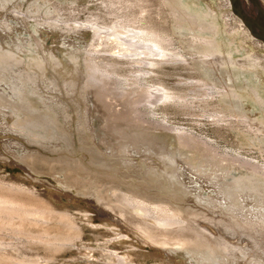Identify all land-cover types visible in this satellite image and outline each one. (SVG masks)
<instances>
[{
    "label": "bare ground",
    "instance_id": "1",
    "mask_svg": "<svg viewBox=\"0 0 264 264\" xmlns=\"http://www.w3.org/2000/svg\"><path fill=\"white\" fill-rule=\"evenodd\" d=\"M260 1L264 7V0H260ZM103 3H107L108 4L107 6L111 5L114 8L111 11L112 18L114 16V20L111 21L112 20L111 17H110V20L106 19L110 21L111 23L108 21L106 22L104 20L105 17L103 19L99 15L90 13L86 19V25H88L87 26L88 28H84L81 31L74 30L72 27H71L72 29L70 28H67L64 30L60 29L61 30L60 34L64 36L66 35L67 37L68 36L70 37L72 35L73 36L80 35V34L83 35L84 33L88 34L86 36L87 38H89V36L90 37L92 36V41H91V44L89 46L90 48L88 51L84 50L86 46L82 48L79 43H76V41L74 42V41L69 40V44L72 45L71 47L73 48V45H74V47H76V50L74 49L75 52L71 48H69L68 50H70V52L71 51L74 52L75 55L74 54L73 55L78 57V62H75V60L73 59L72 61L70 57L69 59L70 61L67 60L69 63L66 64V63H63V61H61L62 64H64L62 65L56 58V56L58 55V52H54L56 47L53 45L52 47H48L51 50L50 51L48 48H46L47 45L44 47L43 44L39 43L38 41L35 46L37 47V50H36L37 53L42 52L45 48L47 49V52H45L44 54L42 53V57H41L42 61H39L38 57H37L38 61L36 59H33V57H31L33 60H35V61L31 60L32 63H29L31 61L29 62L24 61L25 63L24 62L21 63L19 61L20 60L19 58H21L20 56H22L20 55L21 50H18V48L15 49L16 54H14L10 51H6L7 50L6 48L5 51L8 53H4L3 51H0V82H3L4 84H6V82H4L5 79H9V81L11 80L14 83V84L13 83H10V84H13L16 87H19L18 90L12 89L13 86L11 87V89L12 91L13 90L16 91V93L17 91H19V94L18 93L16 94L18 95L19 103L22 102L20 104H24V108L28 109V111L32 110L33 108L35 110V107H36L35 105L33 106L32 105L33 103L29 100L30 96L34 93V92L29 93V90L31 89L30 86L32 87L33 85V87L35 88L34 89L32 88V89L34 91L36 89L35 93L37 95L38 94L41 95L42 92H41L40 86L43 87L44 90H46V85L48 87V84H49L50 85L49 89L52 91L54 97L57 98V102L58 101L61 102V100L65 98L68 106L72 108L68 110L67 108L69 107L65 108L64 105H62L60 109H57L56 106H54L55 100H56L54 99V97L53 98L49 97L50 94L48 95V98L41 97L43 100L44 99L49 100V102H47V100L45 101L46 103H48L47 105L48 108L49 107L53 108L51 109L52 111L47 110L49 113L45 110L47 112L46 114H48L47 119L49 120V117H50V120H53L55 122L57 120L56 123H58V121L60 122L61 119L67 118V120L71 122L73 116L71 117L69 113L73 111L76 113V116L79 115L78 117L80 118L79 120L81 122L79 127L80 128L83 127L82 128L83 131L81 129L80 130L85 134L89 130L95 135L96 129L94 128L92 124V120L93 118L96 117V113L99 112L100 113L99 119H101L104 122L103 129L108 130L113 125L114 130L121 132L122 137L120 138L122 142L124 141L127 142L129 140L132 142L131 139H133L134 144L136 143L137 146L136 145H135L136 147L134 146L135 149L130 146H129L130 148L128 147L129 149H132L135 151L133 156L138 155L141 158L144 157V159H146L144 161H147L149 163L154 162V163L160 164L161 167H165L164 170H168L166 169L167 164L171 163L170 161L166 159H169L171 161L173 160L171 165L172 164L175 165L174 166L175 169L173 168L174 172L172 173L171 171L173 175L170 174L169 178H171V175L179 177V179H182L186 184H195L194 183L195 179H197L198 182H200L201 180L205 181V185L207 184L208 181H211L216 184V185H212L214 183H211L212 186H219L220 181L222 180L227 181L228 170L231 167H234L235 164L236 165L239 164V167L241 168V170L243 168L244 170L247 171V174L241 176L242 177L241 179L240 177H238L240 181L239 182L235 181L236 182L235 184L232 183V185H229L231 188V189L229 188V190L240 189L243 191V192L242 191L240 192L244 194L246 193L245 196L247 194H250L249 197L250 196L253 197L254 194H256L257 192H261L262 197H264V166L251 162L244 158L243 159L229 158L227 156L222 155L221 159L218 158L219 161L221 160L223 161V163H225L224 161H226L227 163H229V166L231 167L229 169L223 168L224 166L220 168L219 163L213 160L214 167L211 168L210 170L209 169L207 170V167L205 164L196 165L193 162H190L189 160H187L185 157H182L180 159L175 158V160L174 158L171 159L170 156L171 157L174 156L173 155L174 151H172L171 152L172 155H170V149L172 148L171 143L167 145L169 147L165 145L166 149H162L160 147V149L155 153L156 156L154 152H152L150 156H147L146 153H144V151H146V147L148 146L151 147V150L156 149L159 143V142L155 143L154 141L152 142L150 138L147 139V135L149 136V133H147V131L153 132V130L151 129L148 130V128H151L153 124L147 121L148 119L135 116L128 111H124V110L123 111L121 110L122 112L114 111L113 109H111L112 107H110L108 102H106L107 95H105V92H108V90H105V92L96 90L91 84V78L95 77L98 80V76H100V78L102 76V80H104L105 76L111 75V72H110L111 69L109 70L107 68V66L109 67L110 64L108 63L106 66L103 64L96 63L95 57L93 56V53L94 52L97 53L96 51H98L99 47H107L109 45H114L115 46L114 48L119 49V57H122L128 60L127 63L130 66L129 68L130 70L133 69V66L135 64H141V65L147 64L152 67L161 68L164 64H171V63L182 64L188 68H191V71L199 70L202 76L191 77V79L189 80V88L181 89V90L167 87L166 85H164L165 83H163V81L160 82L159 79H157L160 82L159 87L145 88L143 85H141L142 83L140 84L138 79H136L133 76V74H131L132 72H130L129 74H126V76L124 75V77H127L130 80H132L134 83L138 84L139 85L138 87L140 88L139 90L137 89L138 91H140L141 89L145 90V93H146L145 95L147 96V99H149L148 103L150 104H157L159 102L163 103L164 105H172V106L173 104L179 105V103L186 104L189 101L191 94L194 95L195 99L199 102V104L208 110L206 111L207 114L210 116V118L211 117L213 118V123L219 129H222L224 126H226L227 128L229 127V128H232L233 130H237V132L241 133L242 135H246L249 144H251L254 147H258L259 142L264 144V56L259 55V53H257L256 51L264 52V44L252 36L250 31L245 27V25L240 19L235 17V21H237L238 25L235 22L237 26L235 25L234 28L225 30L223 28L224 24L222 23L219 24L218 23L219 20L217 21V23L215 22L214 19L216 18H214V14H215L214 12H211V14L204 13L206 14L204 16L199 15V14H194L192 9L189 8V6L184 2V0H109L108 2L107 0H105L103 1ZM227 3L230 4V1L227 0ZM249 5H250V1L246 0L245 10L248 14H251V11L249 10L250 8ZM209 6L210 5H208V7ZM204 8H205V5H204ZM124 9H126L127 11L129 10V13L128 12L125 13L121 11ZM16 16H20V18L23 17L22 14H16ZM226 22H225V25L230 26V24ZM44 24L45 23H43V26L46 29L53 28V26L57 27V24H54V23H52L51 25L45 24L46 26ZM188 24H189V27L187 26ZM78 25L80 24L78 23ZM176 27L180 30L181 29L189 30V32L179 33L182 37L181 40L185 43L187 42L186 45L182 44L183 49H185L184 50L185 53H181L175 47L174 35L176 33L175 31ZM219 31L223 33V34L221 33L220 37L218 36V33H220ZM203 34H209L212 36L214 35V37L203 36ZM234 35H236L237 37L238 36L244 37L243 41L239 42L238 39L237 40L235 39L234 41L233 39L235 37L233 39L231 38ZM227 36L230 37L232 40L227 39ZM66 39L67 38H65V40ZM67 45L65 44L63 46L65 50L69 47ZM22 46L24 45L22 44ZM7 47H10V46H7ZM22 48H25V46ZM83 58H85L84 65L83 64L79 65V63H81ZM114 64H116V62ZM83 66H84V70L82 68ZM117 66H119V64H117ZM51 69L53 71H51ZM235 72H239L241 76L236 77ZM112 73H113V69H112ZM157 77L159 76H156V78ZM53 78L55 79L54 82L51 81V79ZM35 80H37V82L38 80L40 81L39 82L40 86L37 85L36 82H34ZM9 81L7 82L9 83ZM240 81H242L245 84L244 87L239 86ZM105 89H107V87ZM0 94L7 97L8 99L11 98L15 100L16 102L18 100L12 94V92H10V90H8V92L4 90H0ZM42 95H45V94H42ZM11 99L7 100L6 102L12 101ZM46 103H43V104H46ZM6 105H4V102L3 103L0 102V123L1 124L4 122L3 121L4 119L2 120V117H4V113H6L7 115L6 111L8 110V107ZM227 108H229V110ZM42 110L39 109L40 112ZM88 111H91V112L89 113ZM21 112L16 111L14 115H18ZM34 112L37 113V111H34ZM21 114H25V113L22 112ZM46 114L44 115L46 116ZM12 115L11 114L9 115L11 120L13 119ZM44 115L42 114V116ZM75 118L76 117L74 114V119ZM28 119L29 118H27L26 120ZM48 120L45 122L47 129L52 130L54 127L51 129V127L48 125L49 123ZM28 121H26V123L30 124V121L29 122ZM86 122L88 123L87 125H85ZM22 124L20 126H23ZM6 126L7 124L1 127H4L5 129H7L8 127L6 128ZM12 127L14 128V125ZM128 129L131 132V136L128 135L129 137L127 136V134H129ZM74 131H76V134H77V130H74ZM169 131L173 132L174 136L176 137V142H177L176 150L177 148H179L183 156L185 155L184 153H186V151L188 152V154L189 152L195 153L196 151H198V155H199V152H202V153L205 152L207 153V156L210 155L214 158L217 155L218 148L217 149L214 148L213 146L208 144V142L205 141L204 139L197 138V136L195 137L192 134H189V132L188 133L179 132L178 130H174V129H170ZM78 132H79V129H78ZM132 133L134 134L138 133L137 135L138 136L140 135V138L143 137L142 135H144L146 140H144L143 138L144 140L143 141L142 139L138 138L136 135H133ZM69 135L71 134L69 133ZM96 136H100V138H102L101 135L99 134ZM35 140L38 141L37 139ZM43 141L47 142L45 140ZM38 142H41V141H38ZM49 142H52V141H49ZM164 142L166 141H163V147L165 148ZM167 142L166 144H168ZM16 143L17 142L12 143L9 146L8 144L5 143L6 144V145L4 144L5 149L8 151H13V149H15V152H12V153L14 154L17 153L18 145ZM83 143H85V141ZM134 144H132V146ZM41 146L42 145L40 144V147ZM91 146L94 147L93 144ZM113 146H109L108 148H111V150L115 149ZM127 146L126 144H125V147L123 146L124 150ZM56 147L58 146H55V148ZM137 147L139 148L140 152L136 150ZM61 149H62V146L60 150ZM120 150H122V148H120ZM56 151H58V149ZM56 151H54V153ZM183 151L185 152L183 153ZM148 152H150V148H148ZM110 153H113V151ZM125 154H123V156ZM181 156L179 155V157ZM207 156H206V159H208ZM29 157H32V156H29ZM210 160L208 159L207 161L209 162L207 163H210ZM175 161H176V164H175ZM204 161H206L205 158H204ZM90 163H91V159H90ZM152 164L150 166H152ZM143 171H145V169H143ZM158 172H155V175H157ZM229 174H231V172ZM192 177L195 179H193ZM163 178L165 179V177ZM215 178L218 180H215ZM2 184L1 186H5L4 184L3 185ZM194 188H196V186ZM4 190L8 192H0V230H7L9 228L10 230H12V232H15L16 234H22V235H25V237H29L30 242L29 241L28 242L31 248H34L35 246H38V247L40 246V248L42 247L44 249L43 251H46L49 254L47 261H55V260L62 261L61 257L66 254V255H71L70 257L72 259H75V255L77 256L80 255L81 257L83 256V258L87 261H90L92 259L93 264H104L100 261V258L106 259L109 262V263L105 262V264H178V263H171L168 258H164V259H159V257L153 258L154 255L153 257H151V254H148L149 252L146 253L135 247L131 248L132 250L130 251L131 252L130 254H126L122 256L120 255V253L119 254L118 253L116 254L108 253V254L102 255L98 249L97 250L100 253L95 251L94 248L93 249L80 248L81 246L77 248L72 245L74 241L76 240L78 241V239L82 240V238L88 239L90 242L95 243V245L96 243H98L97 245H101L103 243L102 241H104L105 237L108 235L107 233H106L107 235H103L104 233L102 231L101 232L99 231L100 229L99 224H103V225L110 226L112 229L118 230L120 233H117V232L116 233L117 235L121 236L124 242H129V244L130 242L131 244L135 243L141 247L142 246L147 247L151 244H156V245H160V246L163 245L167 247L179 246V247H184V249L185 247L194 248V250L204 249L205 251L208 250L212 252L213 254H215L216 256L221 257L223 259V260L221 259L222 262L227 261V262H230V264H257V263L260 264L264 262V215H262L260 219H257L256 217H254L255 215L253 213L254 215L253 217L256 219L252 221L254 218L250 219L249 217H247L249 216L248 214L249 212L247 211L248 215L243 214L244 213L243 211L245 210V208L243 209L241 207L242 208L241 209L238 207L234 209L236 212H239V213H240L239 209L243 210L242 213H240V215L243 218L239 216H235L234 212H233L234 215L231 214L232 213L230 212L231 208L229 209L227 207L230 203L228 204L226 202V204H228L226 206L224 205L225 202L223 203L222 200L221 202H218V203H222L221 205L226 206L227 209L225 210L229 209V212L227 211L223 212L221 211L222 209L219 210V207L216 208L217 205H214V206L211 205V203L214 204V201H215L214 199L213 200L211 199V203L209 202L210 199L209 201H207L210 203L209 204L210 206H206V205H205L206 207L203 206L204 202L202 200V203H203L202 204L200 200L203 199L204 197L200 198L202 197L200 196L199 197L200 199L198 202L200 203L199 206L197 205L198 203L197 204L195 203L194 205H196L197 207H200L201 210L198 209L196 211V208H195V210H191V211L188 210V213L184 210V213L186 212V214H184L182 213L183 211H181L180 209L181 208L185 209V207L184 208L175 207V208L170 209L171 207L163 205V204H149L146 202V200L140 199L139 196H136V198L134 197L131 198L128 195H124L122 193L115 191L112 193V198H110L108 203L104 205L105 207L99 208L101 210L98 209L99 211L96 213L94 211L98 207L97 208L95 207L98 206L97 203H99V201L101 202L103 199L98 200V202L93 208L91 204L86 205V206L78 205L77 204L78 201L77 203H75L76 202L75 200L77 198L73 196V198L71 199L72 201H70L71 203L69 204H75L76 207H74V209L70 208V209L64 210V208H67L66 207L67 205L64 208H58L55 206L57 204L54 205L51 201L47 199L48 197L43 198L38 192L34 191L32 188L27 189V187H23L20 184H13L11 186H5ZM197 191L199 192V195L201 194L207 195V193H209L207 192L209 191L208 189L206 193L205 191H202L199 189ZM240 192H238L239 195L241 194ZM221 194L219 193L220 197H221ZM225 196L227 197L228 194H225L224 197ZM226 197L224 198L223 201H226ZM232 198L234 199V197ZM189 199L190 198H187V200ZM206 200L207 199H205V201ZM216 201L215 203L218 204ZM260 201L262 202L263 198ZM257 203L259 202H256L255 204ZM262 203H263V208H264V202ZM185 204L186 203H184V206ZM189 204L191 203L189 202ZM189 204L188 206H190ZM200 205H202V208ZM257 206L259 207L258 204ZM260 207L262 208V205H260ZM260 213L261 212H259V215L261 216ZM137 216H139V218L141 217L140 220L138 219ZM205 220L207 221L204 222ZM175 228H179V229H175ZM86 231H88V233H85ZM110 233H109V236H110ZM231 233H232V236H230ZM235 240H238V241L236 242ZM241 241L248 243L249 246L247 245V247H250L251 245V247L248 248V249H251V252L248 256H246L247 258L246 257L243 258L242 256L246 254L245 252L249 253L248 252L249 250L247 251L241 246V243H240ZM99 242H102V243L99 244ZM25 244H28V243L25 242ZM122 244H123L122 242L118 243L119 246H122ZM153 246L157 248L155 245ZM122 247H125V245ZM37 248L35 247V249ZM39 250L33 249V251H39ZM196 252L198 251L196 250ZM97 253H99V256H97L98 255ZM239 253H242V256ZM232 254L235 256H231ZM9 257L1 253L0 263L7 264L10 261L11 263H13L12 261L13 259L10 260ZM96 257H99V260H98L99 262L98 261L96 262L95 260L97 259ZM66 260L65 262H68ZM216 260L220 261L219 258H217ZM54 264H56V262ZM61 264H64V262Z\"/></svg>",
    "mask_w": 264,
    "mask_h": 264
},
{
    "label": "rangeland",
    "instance_id": "2",
    "mask_svg": "<svg viewBox=\"0 0 264 264\" xmlns=\"http://www.w3.org/2000/svg\"><path fill=\"white\" fill-rule=\"evenodd\" d=\"M23 1H24V3H23ZM103 1H105V0H26V1L25 0H0V24H1V26H0V36H1L0 37V49L1 50L0 51H3L4 53H8L6 51H10V52L16 54L15 49L18 48V50H21L20 55H22V56H20V57L22 59L19 58L20 59L19 61L21 63H23L24 61L29 62L33 59H36L38 61V58H39V61H42V59H41L42 53L44 54L45 52H47L46 48L52 47V45H53L57 49V50L55 49L56 51L54 50V52H58V55L56 56V58L61 64H62L61 61H63V63L68 64L69 63L68 61H70L69 60L70 57H71V60L73 59V60H75V62H78V57L74 56L75 55L74 49L76 50V47H74V45H73V48H72L71 47L72 45L69 44V40L74 41V42L76 41V43H79L82 48H84L86 46L85 47L86 49L84 48V50L88 51L90 48L89 46H90L91 41H92V36L91 37L89 36V38H87L86 36L88 34L84 33L83 35H81V34L80 35H74L75 37L73 35L70 37L69 36L67 37L66 35L65 36L61 35L60 31L67 29V28H70V29L73 28L74 30H77V31H81L84 28H88L87 27L88 25H86V19L90 13H93L95 15H99L103 19L105 17L104 20L106 22L108 20H110V17L112 19L111 21H113L114 16L112 18L111 11L114 8L111 5L107 6L108 4L103 3ZM108 1L109 0H107V2ZM184 2L189 6L190 9H192L194 14H199V15L204 16L206 14H211V12H214L215 13L214 18H216V19H214L215 22L217 23V21L219 20L218 23L224 24L223 28L225 30L234 28L236 23H237V21H235V17L238 18V16H236L233 13L231 4H228L227 0H184ZM204 5H205V8H204ZM208 5H210L209 7H211V8H209ZM118 7H119V5H118ZM203 8L205 10L207 8V10L205 11ZM121 11H123L125 13H127V12L129 13V10L127 11L126 9L121 10ZM121 11H120V13H121ZM204 13H206V14H204ZM13 14H15V15H13ZM16 14H22L23 17L20 18V16H16ZM5 15H6V17H5ZM233 18H234V20H233ZM106 19H108V20H106ZM108 22H110V21H108ZM225 22L229 23L230 26H226ZM43 23L49 24V25L54 23V24H57V27L53 26V28L46 29L43 26ZM78 23L80 25H78ZM71 25H73L74 27ZM237 25H238V23H237ZM187 26L189 27V24ZM175 31H176V33L174 35L175 47L181 53H185L184 52L185 49H183V45H186L187 42L185 43L181 40L182 37L179 33L180 32H189V30H187V29H181L180 30L176 27ZM221 33L222 32L218 33L219 37L221 36ZM80 36H81V38H80ZM82 36L85 38H83ZM203 36L214 37V35L212 36L209 34H203ZM65 38H67V39L65 40ZM231 38L232 39L234 38L233 39L234 41H235V39L236 40L238 39L239 42H241V41H243L244 37H242V36L237 37L236 35H234ZM231 38L227 36V39L232 40ZM37 41L39 43H42L44 47L47 45V47L42 52L37 53V51H36L37 47H35V46L37 44ZM95 42H97V41H95ZM260 42H262V41H260ZM21 43L25 46V48H22L24 46H22ZM65 44L66 45L68 44L67 46H69L66 50L63 48V46ZM7 46H10V47H7ZM20 47L23 49V51ZM114 47H115L114 45H109L107 47H99L100 49L98 48V51H96L97 53H95V52L93 53V56L95 57L96 63L103 64L106 66L108 63L110 64L109 67L107 66V68L109 70L111 69L110 70L111 75L105 76L104 80H102V76H101V78H100V76H98V80L95 77L91 78V84L94 87V89H96V90H100L102 92H105V90H108V92H105V95H107L106 96V102H108L110 107H112L111 109H113L114 111H117V112H122L123 110L128 111L135 116H139V117H142L144 119H148L147 121H149L153 124V126L151 128H148V130L151 129L155 133H153L152 131H147V129H146L147 133H149V136L146 134L147 139L150 138V140L152 142L153 141L155 143L159 142L160 144L158 143L157 148L152 149V150H151V147H149V146L146 147V151H144V153H146L147 156H150V154H152V152H154V154H155L160 149V147L162 149H166V146L169 145V143H171L172 148L171 147L170 148L172 150L169 148L170 149V155H172L171 152L174 151L173 152L174 156L171 157L169 155L171 159L174 158V160H175V158L180 159L182 157H185L187 160H189L190 162H193L196 165H200V164L204 165L205 164L207 167V170L208 169L210 170L211 168L214 167L213 160H215L219 163L220 168H222L224 166L223 168L229 169L231 167V166H229V163H227L226 161H224L225 163H223V161H221V160L219 161V159H221L222 155L227 156L229 158H240V159L244 158L246 160H249L251 162H254V163H257L259 165L264 166V158H263L264 157V144L259 142L258 143L259 146L254 147L251 144H249L246 135H242L241 133L237 132V130H233L232 128H229V127L227 128L226 126H224L222 129H219L213 123V118L212 117L210 118V116L207 114L206 111H208V110L199 104V102L195 99L194 95L191 94L190 99L186 104L179 103V105L173 104V106L172 105H164L161 102H159L157 104H150V103H148L149 99H147V96L145 95L146 94L145 90L141 89L140 91H138L140 89L138 87L139 85L134 83L129 78L124 77V75L126 76V74H129L130 72H132L131 74H133V76L136 79H138L140 84L142 83L141 85H143L145 88H157L160 86V82L163 81V83H165L164 85H166L167 87L177 89V90H181V89L189 88V80L191 79V77L202 76V74L200 73L199 70L198 71L197 70L191 71V68H188L182 64H175V63L174 64L173 63L164 64L161 68L152 67V66L147 65V64H142V65L141 64H135L133 66V69L130 70L129 69L130 66L127 63L128 60H126L122 57H119V49L114 48ZM6 48H7V50H6ZM69 48H71L74 52L73 51L70 52V50H68ZM114 51L115 52L118 51V52L115 53ZM256 52L259 53V55L264 56V52H262V51L261 52L256 51ZM31 53H33V54H31ZM66 54H68V55H66ZM186 55H187V53H186ZM31 57H33V59ZM33 61H35V60H33ZM115 62H116V64H114ZM29 63H32V61ZM84 63H85V58H83V60L81 61V63H79V65L80 64L84 65ZM117 64H119V66H117ZM62 65H64V64H62ZM82 68L84 70V66ZM112 69H113V73H112ZM138 70H139V72H138ZM51 71H53V70L51 69ZM199 73H200V75H199ZM108 74H110V73H108ZM197 74H198V76H197ZM235 75H236V77L241 76V74L239 72H235ZM156 76H159V77L156 78ZM157 79H159L160 82ZM6 80L9 81V79H5V81H4V82H6L7 85L4 84L3 82H0V90H4L7 92H8V90H10V92H12V94L15 92L13 95L18 99V95H16V94L17 93L19 94V91H17V93H16V91H14V90L12 91V89L18 90L19 87L14 86L13 85L14 83L11 80L9 81V83ZM54 80H55L54 78L51 79V81H53V82H54ZM34 82H36L37 85L40 86L39 80H38V82H37V80H35ZM10 83H13V84H10ZM239 84H240L239 85L240 87L245 86V84L242 81H240ZM105 85H106L107 89H105L106 88ZM232 85H234V84H232ZM12 86H13V88L11 89ZM49 87H50L49 84H48V87L46 85V90L49 89ZM30 88L31 89L29 90V93L34 92L33 93L34 95L32 94L30 96L29 100L33 103L32 104L33 106L34 105L36 106L35 110H34V108L32 110H29V111H28V109H25L24 104H20L22 102L19 103V99L16 102L15 100L10 98L12 101L6 102L7 100H10V99H8L7 97L0 94V102L1 103L4 102V105L7 104L6 106L8 107V110L6 111L7 115H6V113H4V117H2V120L4 119L3 121L7 124L6 128L7 127L8 128L5 129L4 127H1V126L6 125L3 121H2L3 122L2 124L0 123V145L2 144L0 146L1 147L0 148V150H1L0 151V186L2 183L5 186H11L13 184H20L23 187H27V189L32 188L34 191L38 192L43 198L48 197L47 199L49 201H51L54 205L57 204L55 206L58 208H64L67 205L66 206L67 208H64V210L70 209V208L74 209V207H76L75 204H69V203H71L70 201H72L71 199L73 198V196H75L78 199V200L77 199L75 200L76 201L75 203H77V201H78V203H77L78 205L86 206V205L91 204V206H93V208L96 205V203L98 202V200L103 199L101 202L99 201V203H97L98 206H96L95 208H97V207L98 208L96 210L93 209V210H95L94 212L97 213L99 210H101L99 208L105 207L104 205L106 203H108L110 198H112V193L116 191V192L122 193L124 195H128L131 198H133V197L136 198V196H139L140 199L146 200V202L149 204H163V205L171 207L170 209L175 208V207L176 208H178V207L184 208L185 207V209H182V208L180 209L181 211H183L182 213H184V210L188 213V210H190V211L195 210V208H196V211L198 209L201 210L200 207H197L194 204L195 203L197 204L199 202V199L204 197L203 199L200 200L201 203L203 200V202H204V204L202 203L203 206H205V205L210 206L209 204L211 203V199L212 200L214 199L215 201L217 199V201H216L217 203L221 202V200H222L223 203L225 202L224 205H226V206L230 203L227 207L229 209L231 208L230 209V212H232L231 214H233V212H234L235 216H239L241 218H243V217L240 215V213H242L243 210L239 209V211H240V213H239V212H236L234 208H238V207L239 208L242 207L243 209L245 208V210L243 211L244 212L243 214H247L249 212L248 213L249 216H247L248 214L246 216L249 217L250 219H253L254 217H256L257 219H260L262 217V215H264V208H263V203H262V202H264V197H262L261 192H257L256 193L257 195L254 194L253 197H251V196L249 197L250 194H247L245 196L246 193L245 194L242 193L243 191L240 189L229 190V188H230L229 185H232V183L235 184L236 182H239L240 179L242 178L241 176L247 174L246 170H244L243 168L241 170V168L239 167V164H237L238 166L235 164L234 167H231L228 170V172L229 173L231 172V174H229L227 172V174H228L227 175V181H223V180H222L223 182L220 181L219 186H212V185H216V184L214 182H211V181H208L207 184L205 185V181L201 180L200 181L201 183H200V182H198L197 179H195L193 177L192 178L195 179L194 180L195 184H186L182 179H179V177L172 176L173 175L172 173L174 172L173 168L175 169V167H174L175 165H173V164L171 165L173 160L171 161L169 159H166V160L170 161L171 163L167 164L166 169H168V170H164L165 167H161L160 164H157L154 162H152L153 163L152 164V163H149L147 161H144L146 159H144V157L141 158L138 155L133 156L135 151L132 149H129L130 147L134 148V146L136 145V143L134 144L133 139H131L132 142L130 140H129L130 142L129 141L122 142L121 138H120V137H122L121 132L114 130L113 125L111 127L112 129L111 128H109L108 130L103 129L104 122L101 119H99V115H100L99 112L96 113V117L93 118V120H92V124H93L94 128L96 129L95 135L89 130L86 133L87 136L85 133L82 132L83 127L82 128L79 127L81 124V122L79 120L80 118L78 117L79 115L76 116V113L73 111L69 113V115L71 117L73 116L72 120H71L72 123L70 121H68L67 118L60 120V122L62 121L61 122L62 124L59 121H58V123H56L57 120H56V122L53 120H50V117L48 120L47 119L48 114H46L48 112L47 110L52 111L51 109H53V108L52 107L48 108V106H47L48 103L45 102L47 99L43 100L41 97H43V98L47 97L48 98V95L50 94L49 97L53 98L54 95H53L52 91L50 89L46 91L43 89V87L40 86L42 94H45V95H42V94L37 95L35 93L36 89H35V91L33 90L35 87H33V85H32V87L30 86ZM81 89H80V91H81ZM28 97H29V95H28ZM54 99H56L54 106H56L57 109H60L62 105H64L65 108L69 107V108H67L68 110H70L72 108V107L68 106L65 98H63L64 100L62 99L61 102L60 101L57 102V98H55V97H54ZM62 101H64V102H62ZM68 101H69V99H68ZM47 102H49V100H47ZM8 103H10V104H8ZM43 103H46V104H43ZM135 103H137V104H135ZM44 106L47 109H45ZM114 108H116V109H114ZM39 109H41V110L43 109L44 111L46 110L47 112L45 111V113H44L43 110L40 112ZM227 109L229 110V108H227ZM21 110L25 114H21L22 113ZM33 110L37 111V113L34 112ZM16 111L17 112L20 111L21 113H19L18 115H14V113ZM88 112L90 113L91 111H88ZM41 113L43 115L46 114V116L45 115L42 116ZM10 114L11 115L13 114L12 120L9 117ZM74 114H75L76 120L74 119ZM16 116H17V118H16ZM18 117H19V119H18ZM21 117L23 119L25 118L24 121ZM37 117H38V119H37ZM5 118H6V120H5ZM27 118L30 119V120L28 119L30 121V124L26 123V121H28V120H26ZM34 118H36L37 120ZM47 120L49 121L48 125L51 127V129L54 127L52 130L47 129V126L45 123ZM22 123H24V124H22ZM21 124L23 126H20ZM87 124L88 123L86 122L85 125H87ZM13 125H14V128L12 127ZM115 125H117V124H115ZM59 126H60V128H59ZM170 126H171V128H170ZM114 127H116V126H114ZM29 128H31L32 130ZM41 128H42V130H41ZM19 129H20V131H19ZM63 129H64V131H63ZM78 129H79V132H78ZM170 129L178 130L179 132H187V133L189 132V134H192L195 137L197 136V138L204 139L205 141L208 142V144H210L214 148H216V149L218 148L217 149V155L214 158L210 155H208V156H210V157H208L207 153H205V152H203V153L199 152V155H198V151H196V152L194 151L195 153L189 152V154L186 151V153L188 154L187 155L186 153H184L185 151H183V153L185 154L183 156V154L181 153V150L179 148H177V150H176V147H177L176 137L174 136L173 132L169 131ZM22 130H23V132H22ZM74 130H77V134H76V131H74ZM32 131H34V132H32ZM51 131H53V132H51ZM60 131H62V132H60ZM128 131H129V134H127V136L128 135L131 136V132L129 129H128ZM131 131H133V130H131ZM234 131H236V132H234ZM12 132H14V133H12ZM150 132H151V134H150ZM69 133L71 135H69ZM32 134H34V135H32ZM98 134L101 135L102 138H100V136H96ZM132 134L136 135L138 138H140V135L139 136L137 135L138 133L137 134L132 133ZM56 135H57V137H56ZM142 136L143 137H141L140 139L143 140V138H144V140H146L144 135H142ZM71 138H72V140H71ZM35 139H37L38 141H41V142H38ZM42 139L47 141V142H44ZM49 141H52V142H49ZM84 141H85V143H83ZM163 141H166V142L168 141L167 142L168 144H166V142H164V146L166 145L165 148L163 147ZM15 142H17L16 144L18 145L17 146L18 147L17 153H15V154L12 153V152H15V149H13V151H8L5 149L6 144H8V146H9L10 144L15 143ZM131 143L134 145L132 146ZM40 144L43 147L42 146L40 147ZM58 144H60V145H58ZM92 144L94 145V147L91 146ZM125 144H126V146L127 145L128 146L124 150L123 146L125 147ZM55 146H58L60 148L62 146V149L60 150V148H58V147L55 148ZM109 146H113L115 149L117 147V149L111 150V148H108ZM167 147H169V146H167ZM120 148H122V150H120ZM148 148H150V152H148ZM57 149H58V151H56ZM136 150L140 152L138 147L136 148ZM54 151H56L55 152L56 154L54 153ZM112 151H113V153H110ZM262 151H263V153H262ZM51 152H53V153H51ZM57 152H59V153H57ZM89 152H91V153H89ZM118 152H120V153H118ZM95 153H97V154H95ZM28 154H29V156H32L33 158L29 157ZM121 154H122V156H121ZM123 154H125V155L123 156ZM181 154H182V156H181ZM201 154L203 157L201 156ZM34 155L35 156L39 155V156H37L38 157L37 158ZM179 155L181 157H179ZM70 156H72V157H70ZM88 156H89V158H88ZM155 156H156V154H155ZM186 156H188V157H186ZM206 156L209 160L211 159L210 163H207L209 161H207L208 159H206ZM204 158L206 161H204ZM216 158H217V160H216ZM90 159H91V163H90ZM6 160H7V162H6ZM48 160H50V161H48ZM199 160L200 161L202 160L203 162L202 161L200 162ZM129 161H131V162H129ZM176 161H178V160H176ZM176 161H175V164H176ZM126 163L128 166L126 165ZM151 164H152V166H150ZM156 165H158V166H156ZM143 169H145V171H143ZM157 169L159 170V172ZM161 170L164 172H162ZM160 171H161V173H160ZM171 171H172V173H171ZM155 172H158L157 173L158 176L155 175ZM164 174H165V176H164ZM170 174H172L171 178H169ZM162 176L165 177V179ZM238 177H240V179ZM231 178H233L234 181ZM154 179H156V180H154ZM215 180H218V179L215 178ZM178 181H179V183H178ZM202 182H204V183H202ZM226 182H227V184H226ZM211 183H214V184L211 185ZM175 184H177V185H175ZM222 184H224V185H222ZM5 186H1V188H3V189L0 188V190H1L0 192H8V191L4 190ZM195 186H196V188H194ZM181 187H183V188H181ZM192 187H193V189H192ZM215 187L216 188L218 187V188L216 189ZM187 188H189V189H187ZM198 189L205 191V193L208 189L209 191H207V192H209V193H207V195H202V194L199 195V192L197 191ZM240 191H242V192H240ZM238 192H240L241 193L240 195H242V196H240ZM219 193L220 194L222 193L221 197L219 196ZM225 194H228V196L227 197L225 196L226 201H223L225 198L224 197ZM234 194H235V196H234ZM188 195H189V197H188ZM200 196H202V197H200ZM231 196L234 197V199ZM205 197H207V198H205ZM187 198H190V199L187 200ZM236 198L237 199L239 198L238 201ZM262 198H263V201L261 202L260 200ZM205 199H207V200L205 201ZM209 199H210V201H209ZM227 199H229L232 203ZM257 199H259V200H257ZM191 200H192V202H191ZM207 201H209L210 203ZM215 201H214V204L211 203V205H213V206L217 205V207L216 206L215 207L216 208L219 207V210L222 209L221 211H223V212L224 211L229 212V209L225 210V209H227L226 206L221 205L222 203L216 204ZM189 202L191 204H189ZM226 202L228 204H226ZM233 202H235V203H233ZM254 202L255 203L259 202L260 204L259 203H257V204L259 205V207H260V205H262V208L260 207V209H259L257 204H255ZM184 203H186L185 206H184ZM188 204L193 208L188 206ZM199 204L200 203H198L197 205L199 206ZM61 206H63V207H61ZM200 206L202 208V205H200ZM232 209H234V210H232ZM250 210L252 211V213ZM255 211H257V212H255ZM186 212L184 214H186ZM259 212H261L260 213L261 216L259 215ZM253 213L255 216L253 215ZM137 217L140 220L141 217L140 218H139V216H137ZM256 218H254L252 221H254ZM206 221L207 220H205L204 222H206ZM99 225H100L99 231L100 232L102 231L104 233L103 235L108 234L105 237L106 242H105V240L102 241L104 244L102 242H99V244L102 243L103 245L102 244L97 245L98 243H96V245H95V243L90 242L86 238H82V240L78 239V241L77 240L74 241V243L72 245L74 247H77V248L80 246H81L80 248H91V249L94 248L95 251H97V252L100 251L102 255H105L108 253H110V254H116V253L119 254L120 253V255L124 256L126 254H130L131 253L130 251L132 250L131 248L135 247V248H138L139 250L144 251L146 253L149 252L148 254H151V257H153V255H154L153 258H158V257H159V259L168 258L171 263H178V264L179 263L180 264H214V263L215 264H230V262H227V261L222 262L221 257L216 256L215 254H213L212 252H210L208 250L205 251L204 249H200L201 250L200 251L199 249L194 250V248H190V247L189 248L185 247V249H184V247H179V246L167 247V246H163V245L160 246V245H156V244H151L147 247H145V246L141 247L135 243L131 244V242H130V244H129V242H124L120 235H117V233H120L118 230L112 229L108 225H103V224H99ZM8 229L7 230H0L1 231L0 232V254L2 253L8 257L10 256L9 257L10 260L13 259L12 260L13 263H11V261H10L7 264H22L23 262L24 263L26 262L25 264H29V263L30 264H32V263L33 264H54L55 262H56V264H61L63 262H64V264H93L92 259L90 261H87L83 258V256L81 257L80 255H78L79 257L77 255H75V259H72L70 257L71 255H66V254L61 257L62 261H60V260L47 261L49 254L46 251H43L44 249L42 247L40 248V246L39 247L35 246L36 248L38 247L40 250L38 248L35 249L34 246H33L34 248H31V246L29 245V242H30L29 237H25V235H22V234H16L15 232H12V230H10V229L8 230ZM175 229H179V228H175ZM110 232H112V233H110ZM85 233H88V231H86ZM109 233H110V236H109ZM229 234H228V236H229ZM230 236H232V233ZM235 241L237 242L238 240H235ZM243 241L240 242L241 246L245 250H247V251L249 250L248 251L249 253L245 252L247 255L244 254L243 256H242V253H239V254L243 258H245L251 252V249H248L251 247V245H250V247H247V245L249 246V244L246 242H243ZM25 242L28 244H25ZM119 242H122L123 243L122 246L125 245V247L119 246L118 245ZM127 244H129V245H127ZM153 245H155L157 248H155ZM126 247H127V249H126ZM33 249L39 250L40 252L39 251H33ZM196 250L198 252L200 251L201 253L199 252V254H198V252H196ZM99 253H97L98 254L97 256H99ZM209 253H211L213 255H211ZM167 256H169V257H167ZM231 256H235V255L232 254ZM69 258H71V259H69ZM96 258L97 259H95V260L97 262L99 260V257H96ZM217 258H219L220 261L216 260ZM65 260L68 262H65ZM100 261L104 264H105V262L109 263L106 259H103V258L102 259L100 258ZM225 262H227V263H225ZM0 264H2V263H0ZM257 264H259V263H257ZM260 264H264V262H262Z\"/></svg>",
    "mask_w": 264,
    "mask_h": 264
},
{
    "label": "water",
    "instance_id": "3",
    "mask_svg": "<svg viewBox=\"0 0 264 264\" xmlns=\"http://www.w3.org/2000/svg\"><path fill=\"white\" fill-rule=\"evenodd\" d=\"M248 14L245 10L246 0H230L233 13L244 23L252 36L264 43V7L260 0H249Z\"/></svg>",
    "mask_w": 264,
    "mask_h": 264
}]
</instances>
